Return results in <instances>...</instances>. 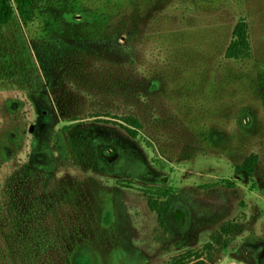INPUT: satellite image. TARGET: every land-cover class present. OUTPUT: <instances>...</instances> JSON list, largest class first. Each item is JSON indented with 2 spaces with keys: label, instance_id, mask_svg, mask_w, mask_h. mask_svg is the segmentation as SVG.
<instances>
[{
  "label": "rangeland",
  "instance_id": "obj_1",
  "mask_svg": "<svg viewBox=\"0 0 264 264\" xmlns=\"http://www.w3.org/2000/svg\"><path fill=\"white\" fill-rule=\"evenodd\" d=\"M241 19L252 56L228 59ZM100 42L135 64L106 71ZM130 74L149 82L137 139L114 122L64 121L59 103L132 109ZM252 154L249 177L237 166ZM187 253L264 264V0H37L31 23L0 27V264Z\"/></svg>",
  "mask_w": 264,
  "mask_h": 264
},
{
  "label": "trees",
  "instance_id": "obj_2",
  "mask_svg": "<svg viewBox=\"0 0 264 264\" xmlns=\"http://www.w3.org/2000/svg\"><path fill=\"white\" fill-rule=\"evenodd\" d=\"M36 1L37 0H0V27L10 24L13 18L15 17V15L17 14L19 15L20 19L24 24L27 25L31 23L35 17ZM98 45H99L98 47L106 54L108 58L107 57L103 58L104 56L102 54L97 53L95 47H92L91 49L95 51L94 54L99 55V56H95L94 59L98 58L105 60V62L108 63L106 65L107 68L106 71L109 70L113 72L114 67H116L117 65L129 66L131 64H135L132 60H126V61H121V60L117 61L113 59L109 60L110 54L107 55V53L110 52L113 53L111 55L116 54L115 53L116 48L122 49L119 46V44L117 45L111 42H100ZM99 48H97V50H99ZM225 56L228 59H235V60H243V59L251 58L252 46L250 40L249 24L245 19L239 20L235 25L233 29L232 39L226 49ZM120 71L122 73H125L123 69H121ZM137 72L138 71H136V73ZM130 75L132 76H129V80H134L130 82L132 84L137 82L138 85L140 86L137 89L127 93L129 97L127 99V102H125V105H131L132 109L122 110V107L120 105V107L116 106L117 109L116 112L113 111L114 110L113 108H109V107L106 108L104 107L105 109L108 110H105L103 112L97 110L86 112L83 109L79 108L76 102H74L75 104H73L72 107L69 105V103H68L69 107L67 106L66 103L63 104L59 103L58 109L62 118L64 119V121L72 122V123L88 118H96L99 121H104L107 123L114 122L120 125L123 129H125L126 132L132 138L137 139L139 136V130L143 127V123L141 121V117L137 114V112L133 110L134 107L133 105H135L137 101H141V103L144 104L149 103V92H147V86L149 85V82L147 80L145 82L138 80V78H135V74H130ZM141 84H143L142 87ZM78 85L80 87V84ZM112 94H117V92H114ZM112 100H114V98L111 96V101ZM130 102H132L133 104H130ZM112 119H116L118 121H113ZM257 161H258L257 154H252L244 162H242L240 165L237 166V170L242 171L245 174H247L249 177H251L254 174ZM5 194L6 193H3L4 198H5ZM148 204L152 210L157 212L160 223L164 224L163 214L165 211L164 210L165 207H161L160 205H158V202H156L152 196H149ZM172 264H207V261L203 259V256L199 254L187 253L178 256Z\"/></svg>",
  "mask_w": 264,
  "mask_h": 264
},
{
  "label": "flooded vegetation",
  "instance_id": "obj_3",
  "mask_svg": "<svg viewBox=\"0 0 264 264\" xmlns=\"http://www.w3.org/2000/svg\"><path fill=\"white\" fill-rule=\"evenodd\" d=\"M248 253L250 254L249 255L250 259H256L257 260V258L260 257V253L258 252V249L251 248Z\"/></svg>",
  "mask_w": 264,
  "mask_h": 264
},
{
  "label": "water",
  "instance_id": "obj_4",
  "mask_svg": "<svg viewBox=\"0 0 264 264\" xmlns=\"http://www.w3.org/2000/svg\"><path fill=\"white\" fill-rule=\"evenodd\" d=\"M32 130H33V128H32Z\"/></svg>",
  "mask_w": 264,
  "mask_h": 264
}]
</instances>
